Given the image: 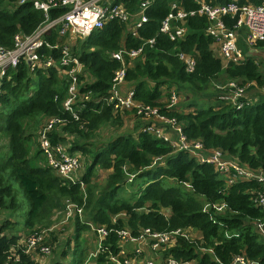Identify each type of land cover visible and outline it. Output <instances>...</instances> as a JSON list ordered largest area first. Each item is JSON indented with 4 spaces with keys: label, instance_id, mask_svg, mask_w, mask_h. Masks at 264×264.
<instances>
[{
    "label": "trees",
    "instance_id": "1",
    "mask_svg": "<svg viewBox=\"0 0 264 264\" xmlns=\"http://www.w3.org/2000/svg\"><path fill=\"white\" fill-rule=\"evenodd\" d=\"M122 1L131 13L139 10L140 0ZM173 1L185 10L199 5L195 0H153L145 10L148 21L137 29L136 36L127 34L124 24L111 20L85 39L75 40L73 50L84 70L93 77L92 81L79 85L80 93L93 94L80 112L81 120L86 121L85 127L91 130L114 121L111 106L104 100L118 64L110 57V52L122 47L135 48L143 39L155 38L153 46H145L133 66L127 67L126 80L133 86L134 99L158 106L162 113L175 117L187 138L200 140L205 149H219L240 164L264 171V94L257 93L256 101L236 109L221 100L223 92L213 85V80L224 74L222 83L254 82L253 86H248L249 90L263 89L264 70L252 57L223 63L216 54L213 40L203 32L207 26L203 16L187 18L186 35L181 39L158 33L159 24ZM204 1L223 4L231 0ZM237 1L259 5L264 0ZM62 11L51 10L50 16ZM43 19L31 2L18 5L16 0H0V45L12 47L16 33H31ZM49 39L55 41V34ZM255 45L263 46L264 40ZM177 52L194 58L192 71H186ZM53 56L57 57V52ZM7 75L9 77L0 85V210H10L12 215L20 205L14 192L13 184H16L25 198L23 202L29 206L24 227L32 228L34 219L52 204L55 196L81 204L83 192L79 182L64 185L50 167L37 162L39 150L30 155L34 134L29 129L32 126L37 130L38 124L58 116L68 121L65 131L84 133L61 106L67 83L54 68L29 73L21 63L8 69ZM164 85H168V91H185L188 99L183 105L190 110L179 109L181 106L168 110L161 106L157 100L162 96ZM172 85L177 86V90ZM51 138L61 137L55 133ZM78 148L85 150L78 145L70 149L77 151ZM160 158L164 159L163 164L155 163ZM97 163L111 172L99 195L88 192L85 201L89 206V221L109 229L98 254L92 257L94 264H114L109 256L120 249L117 230L128 229L131 235L138 236L144 228L158 232L177 228L201 231L200 239L177 236L175 244L165 253L178 260L229 264L235 256L243 255L256 264H264V235L254 228L256 221L264 218V211L253 202L260 189L256 180L226 184L212 164L198 163L187 153L174 151L169 144L140 130L135 137L119 135L108 142L104 150L96 152L81 177L82 182L89 185ZM128 182L134 187L132 192L120 197L119 192ZM162 208L168 209L167 215L161 212ZM79 222L76 218L71 262L55 259L50 264H86L87 257L79 238L89 227ZM11 226L10 219L0 222V263L8 261L11 248L17 247L16 234L9 232ZM69 250H63L60 257L66 258ZM17 253V264H40L21 249Z\"/></svg>",
    "mask_w": 264,
    "mask_h": 264
},
{
    "label": "built area",
    "instance_id": "2",
    "mask_svg": "<svg viewBox=\"0 0 264 264\" xmlns=\"http://www.w3.org/2000/svg\"><path fill=\"white\" fill-rule=\"evenodd\" d=\"M195 1L199 4L198 7L189 10H185L173 1L166 16L159 24L158 33L170 34L171 38L181 39L186 35L184 24L187 18L203 16L207 20V26L203 32L211 37L216 53L225 63L243 60L244 56L237 46L236 30L238 28L248 29L249 44L264 40V1L259 5L240 4L237 0L223 4H211L204 0ZM16 2L18 5L31 2L33 8L41 12L44 19L31 33H16L13 36L12 47L7 48L0 45V85L5 77H9L7 70L14 69L21 63L25 64L29 73L38 69L54 68L67 83L65 96L61 100L62 108L72 120L79 123L80 129L85 128L86 121L81 120L80 112L85 107L86 101L93 98V94L90 91L79 92V85L88 82L86 76H89V73L84 70V66L73 50L75 40L85 39L94 29L102 28L111 20L126 25V33L136 36L137 29L148 21L145 10L153 0H140L139 10L134 14L126 8L122 0H16ZM56 9L63 11L51 17L50 11ZM52 34H55L56 38L53 42L49 39ZM154 42L155 38L143 39L138 47L130 49L122 47L110 52V57L118 62L112 74L107 97L104 99L111 106L112 114L116 116L118 113L132 111L137 118L142 120L140 131L149 133L154 138L169 144L174 151L187 153L198 163L212 164L214 169L224 177L226 184H232L237 180H256L260 184V189L255 194L253 202L264 211L263 170L251 169L240 164L219 149H205L200 140L187 138L175 117L162 113L158 106L144 104L134 99L133 86H130L126 80L127 67L142 53L145 46L152 47ZM54 52H57V57L53 56ZM177 56L184 63L186 71L190 72L194 69L193 57L183 52H177ZM218 89L223 92L221 100L236 109L252 102L245 97V86L237 81H227L224 85L218 86ZM1 93L0 90V95ZM178 99L177 92L171 89L164 108L171 110L178 103ZM96 100L97 98L94 99ZM67 122L66 118L58 116L45 121L38 130L37 145L41 155L45 158V164L61 179L62 184L79 182L82 186L80 153L71 150L66 142L51 138L56 132L55 128L64 126ZM65 208L66 218L75 216V218L82 219L84 217L83 206L67 202ZM165 212H168V209ZM82 221L96 234L97 246L90 254L94 258L101 249V242L108 235L109 229L89 220ZM254 228L264 235V218L256 221ZM190 229L193 228H177L158 232L144 228L138 236L131 235L128 229L117 230V243L120 249L115 255L110 254L109 260L114 264H136V256L142 255L143 248L134 247L132 253L129 254L125 246L144 242L156 254L155 258L144 260V264H194V261L178 260L165 253L175 244L177 236L194 239L188 234ZM18 249L36 261H38V255L48 256L52 251L45 232L32 230L23 239L22 246L17 244L15 249L11 248L9 260L0 264H17ZM208 251L210 252V249ZM91 264H94L93 260ZM229 264H256V262L243 255H237Z\"/></svg>",
    "mask_w": 264,
    "mask_h": 264
},
{
    "label": "rangeland",
    "instance_id": "3",
    "mask_svg": "<svg viewBox=\"0 0 264 264\" xmlns=\"http://www.w3.org/2000/svg\"><path fill=\"white\" fill-rule=\"evenodd\" d=\"M126 29L127 27L125 25V31ZM236 33H237V44L239 45V49L241 50L244 56L243 59L245 57H252L253 59H255V62L259 64L260 68L264 70V45L257 46L255 44H249L247 40L248 29L245 27L238 28L236 30ZM132 62L135 61L133 60ZM223 75H219L217 79L213 80V85L216 88H218V86H222L225 84L221 82V80H223ZM86 77H88V80H86L88 82L93 80V77L90 74L89 76ZM150 84L152 85L153 83L150 82ZM253 85L254 82H247L244 85L245 97L247 99L254 98L255 96L258 95L257 93L264 94L263 89H257V88H255V90L248 89L250 86ZM176 87L177 86H175V88ZM161 88H162V96L157 101L158 103L162 104L161 106H163L166 104V102H168L169 91H168V85H164ZM177 94L179 99L175 107L178 108V106H181L179 107V109H182L184 111L189 110L187 107L183 105L188 99V94L185 91H180V90L178 91ZM114 117L115 119L113 122L105 123L99 126L95 130H91L90 128H86V127L83 128L82 133L84 134L65 131L64 126H59L55 128L56 130L55 133H57V135L61 137L60 139L66 142V144L70 148L74 145L84 147L85 150L83 151L81 148L76 149L80 153L83 174L86 171V168L93 162L95 153L104 150L105 147L107 146V143L110 142L113 138L123 134H131L135 137L136 133L139 132L140 124L142 123V120L137 118L132 111L118 113ZM43 124L42 123L38 124L37 130H35V127L33 128L32 126L29 129L34 134V137L31 140L30 155H33L35 152H37V150H39L36 139H37L38 130ZM161 160L163 163L164 160L163 158L156 160L155 163L160 164ZM36 161L37 162L39 161V163L41 164H45V158L41 154L38 155ZM110 172L111 169H106L102 167L99 163H97L93 167L89 185L83 182V185L80 186L83 192L82 203L77 204L76 202L71 201L70 198L55 196V198L52 201V204H50L48 207L43 209L40 212V214L34 219V224H33L34 226L32 225L33 226L32 228L24 227V221L25 218L27 217V211L29 206L27 205L26 202H23L25 198L23 196V193L21 192V189L16 184H13L16 200L17 203L20 205L15 209L14 214L12 215H10L9 213L10 210L1 209L0 222L5 220L6 218L8 220L10 219V222H12L13 226H11L9 232H13L16 234L17 244H19V246L23 245V239L26 238L32 230L45 232L46 239L50 243L52 247V251L51 254H49L48 256L38 255L37 260L38 262H40V264H50V262L55 259H60V260L62 259L63 261L70 263L71 258L73 256L72 255L73 246H74L73 234L75 232L76 218L75 216L68 218L65 217L66 203L73 202L77 205L83 206L84 217L82 219L78 218V220L80 221L79 223H84L82 220H89L88 219L89 206L87 207L85 202L88 196V192H93L94 196H98L99 193L101 192V188L105 185V182ZM133 188L134 187H131L129 182L126 183L124 185L123 190L119 192V196L124 198L130 195ZM165 211H166L165 208L161 209V212L164 213ZM67 242H69V244H67ZM79 242L81 244V247L83 248L84 251L83 253L86 254L87 257L85 261L86 264H91L92 257L90 256V254L94 252L97 246L96 234L93 231H91L90 228L85 229L84 231L81 232ZM66 249H70L68 251V256L66 258H61L60 257L61 252Z\"/></svg>",
    "mask_w": 264,
    "mask_h": 264
},
{
    "label": "crops",
    "instance_id": "4",
    "mask_svg": "<svg viewBox=\"0 0 264 264\" xmlns=\"http://www.w3.org/2000/svg\"><path fill=\"white\" fill-rule=\"evenodd\" d=\"M238 47H239V45H238ZM216 54H217V56H219L218 53H216ZM223 63H225V62H223ZM129 66L132 67L133 66V62L129 63ZM129 84H130V86L132 85L131 83H129ZM257 99H258V96H255L254 98L249 99V100L250 101H256ZM189 110H186V111H189ZM161 163H162V160H161L160 164ZM164 213H166V215L168 214V212H164ZM259 233L262 234L261 232H259ZM188 234H189L190 237L196 238V239H200L202 237V232L199 231V230H196V229H190ZM137 246L143 248V253L140 256H136V262H137L136 264H144V260H146L147 258H155L156 257V254L153 251H151L149 249L148 245L145 244L144 242L141 243V244H127L125 246V250H126V252L131 254L133 248L137 247ZM91 263H92V261H91Z\"/></svg>",
    "mask_w": 264,
    "mask_h": 264
}]
</instances>
